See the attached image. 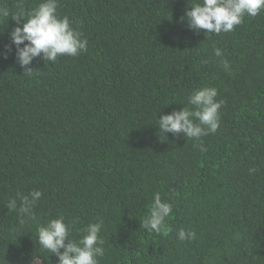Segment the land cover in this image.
<instances>
[{
	"label": "trees",
	"instance_id": "16d2710c",
	"mask_svg": "<svg viewBox=\"0 0 264 264\" xmlns=\"http://www.w3.org/2000/svg\"><path fill=\"white\" fill-rule=\"evenodd\" d=\"M196 2L58 0L87 50L36 57L31 74L11 42L16 22L0 17V264H57L37 229L60 216L75 240L104 220L100 264H264V10L206 35L181 22ZM206 86L223 101L218 130L164 139L157 119ZM34 190L22 224L6 204ZM157 192L173 205L159 233L143 227Z\"/></svg>",
	"mask_w": 264,
	"mask_h": 264
},
{
	"label": "clouds",
	"instance_id": "9594fccd",
	"mask_svg": "<svg viewBox=\"0 0 264 264\" xmlns=\"http://www.w3.org/2000/svg\"><path fill=\"white\" fill-rule=\"evenodd\" d=\"M57 9L58 0H40L27 13L22 8L15 14L7 8H0V17L10 16L16 22L17 26L11 31L10 38L16 46V58L21 68L25 69L24 73L35 72L29 65L36 57L54 63L58 56L76 57L87 50V39L72 26L67 16H59ZM262 10L264 0H202L194 3L191 10H186L181 22L186 19L190 29L197 32L205 30L206 35L227 33L242 24L246 16L255 17ZM5 47L10 51L9 46ZM215 55L222 57L221 50L215 49ZM0 56L6 59L7 51L0 53ZM222 65L226 70L230 67L226 60H222ZM217 96L215 87L206 86L194 90L182 110H174L157 119L159 133L164 139L166 133H183L188 139L196 141L214 134L219 128V109L223 104V101L217 100ZM194 147L203 150L202 144H194ZM41 196L38 190L28 195L18 193L16 198L8 200L6 207L9 211L18 210L23 224L24 217L34 218L33 209ZM172 210L171 203L162 201L160 193H154L150 214L144 218L143 227L149 232L159 233ZM103 227L104 220L97 217L95 222H90L82 230L79 240L69 239L72 222L65 223L64 217L60 216L38 227L37 243L43 250L57 256V264H100L99 258L104 255L105 243L100 236ZM194 237L195 233L191 230L178 231V239L181 241L192 240Z\"/></svg>",
	"mask_w": 264,
	"mask_h": 264
}]
</instances>
